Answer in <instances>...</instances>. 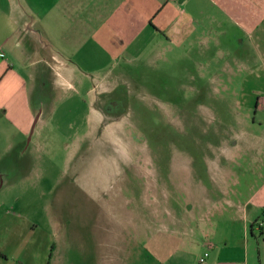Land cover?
Listing matches in <instances>:
<instances>
[{"label": "rangeland", "instance_id": "obj_1", "mask_svg": "<svg viewBox=\"0 0 264 264\" xmlns=\"http://www.w3.org/2000/svg\"><path fill=\"white\" fill-rule=\"evenodd\" d=\"M182 1L158 2L156 21L150 22L159 21L162 29L152 39L135 31L152 10L142 0L130 17L123 4L118 21H111L116 27L104 37L73 46L63 38L55 47L48 39L36 40L40 52L52 54L55 48L59 62L56 69L42 62L20 71L32 115L26 133L0 112V264L160 260L153 246L133 241L138 223H108V216L166 209L172 205L168 195L179 197L186 179L203 181L208 163L221 160L218 145L230 143L240 91L257 89L240 86L245 70L217 72L215 40L223 50L231 47V39L218 36L210 21L221 17L218 0ZM201 30L206 54L195 39ZM218 73L224 80H217ZM258 119L251 115L249 122ZM106 207L126 214H106ZM260 222L261 232L248 231L233 244L209 240L214 249L198 230H190L195 238L182 231L169 247V261L196 264L206 253L205 262H212L223 248V261L264 264Z\"/></svg>", "mask_w": 264, "mask_h": 264}, {"label": "crops", "instance_id": "obj_2", "mask_svg": "<svg viewBox=\"0 0 264 264\" xmlns=\"http://www.w3.org/2000/svg\"><path fill=\"white\" fill-rule=\"evenodd\" d=\"M136 1L142 0H0V53L3 54L0 58V112L16 130L26 133L32 122L27 81L20 71L42 62L56 69L59 62L55 48L52 54L40 52L36 40L48 39L50 42L46 43L55 47L63 38L73 46L81 39L104 37L110 27H116L111 21H118L119 14L123 13L122 5L126 6L124 15L130 17ZM145 1L152 5V10L140 19L135 31L147 32L152 39L159 37L162 29L157 26L159 21L157 25L152 24L157 18L153 9L158 8L160 0ZM172 1L178 4L180 0ZM187 1L191 0H183L182 4ZM216 7L221 17L210 18V21L219 29L218 36L231 39V47L224 50L215 40L214 52L219 55L217 72L224 68L245 70L247 74L242 77L240 86L257 89L252 88L247 95L240 91L236 98L238 110L232 118L237 120L230 127V143L227 145L223 142L228 141L222 140L218 145L221 160L208 163L203 171L205 182L195 177L186 179L179 197L175 193L168 195L172 205L166 209L155 206L144 211L138 208L122 219L108 216V223L120 224L122 220L138 223L133 241L140 246H153L161 254L156 264H171L169 247L182 231L195 238L190 230H198V236L205 239V246L214 249L209 240L222 242V246L233 244L244 239L248 231H257V223L264 221V0H218ZM180 13L184 14L185 10ZM173 17L174 23L177 19L174 13ZM223 17L228 19L227 24L219 19ZM200 33L202 35L195 38L199 41L198 51L206 54L208 42L202 40L205 39L202 30ZM175 39L173 35L168 43H174ZM130 46L126 48H133ZM204 59L207 61V57ZM218 75L221 77L217 80H224L223 73ZM251 115L258 116V121L249 122ZM115 209L106 207L105 213L126 214L125 209ZM209 230L212 232L207 234ZM223 251L226 250L217 249L215 259L204 264H241L221 260ZM202 257L195 260L196 264Z\"/></svg>", "mask_w": 264, "mask_h": 264}, {"label": "built area", "instance_id": "obj_3", "mask_svg": "<svg viewBox=\"0 0 264 264\" xmlns=\"http://www.w3.org/2000/svg\"><path fill=\"white\" fill-rule=\"evenodd\" d=\"M3 57V54L0 53V58ZM256 227L258 229H261L263 227V223L262 222H258ZM207 254H204L203 257L199 260V264H204L205 258H206Z\"/></svg>", "mask_w": 264, "mask_h": 264}, {"label": "trees", "instance_id": "obj_4", "mask_svg": "<svg viewBox=\"0 0 264 264\" xmlns=\"http://www.w3.org/2000/svg\"><path fill=\"white\" fill-rule=\"evenodd\" d=\"M259 230H261V229H259Z\"/></svg>", "mask_w": 264, "mask_h": 264}]
</instances>
